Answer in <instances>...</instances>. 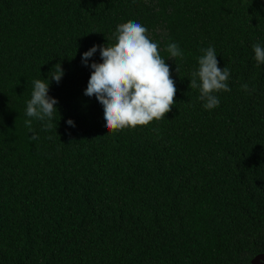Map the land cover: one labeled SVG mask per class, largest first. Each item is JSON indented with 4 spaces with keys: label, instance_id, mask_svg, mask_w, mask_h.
<instances>
[{
    "label": "trees",
    "instance_id": "1",
    "mask_svg": "<svg viewBox=\"0 0 264 264\" xmlns=\"http://www.w3.org/2000/svg\"><path fill=\"white\" fill-rule=\"evenodd\" d=\"M128 21L158 44L176 104L148 126L108 133L103 105L85 90L100 48ZM170 43L182 57L169 58ZM257 43L264 0H0V264H252L264 255ZM210 46L230 91L206 110L190 80ZM56 64L60 82L49 76ZM37 79L57 100L51 129L26 115Z\"/></svg>",
    "mask_w": 264,
    "mask_h": 264
},
{
    "label": "clouds",
    "instance_id": "2",
    "mask_svg": "<svg viewBox=\"0 0 264 264\" xmlns=\"http://www.w3.org/2000/svg\"><path fill=\"white\" fill-rule=\"evenodd\" d=\"M147 32L148 29L138 22L120 24L115 33L117 42L100 48L103 62L91 64L94 71L85 95L95 96L103 105L108 133L148 126L154 120L164 119L176 104L177 89L171 78L170 67L161 57L158 44L149 39ZM98 47L93 46L83 54L85 65ZM252 47L257 64H264V47L259 43ZM166 51L169 58L183 56L176 43L168 44ZM201 51L204 54L198 58L199 67L192 74L190 88L199 89L203 107L212 110L219 106L216 93L230 91L227 84L230 73L227 67L223 70L218 67L213 47ZM63 75L60 64H56L49 73L50 78L56 82H60ZM242 88L247 91L248 85L244 84ZM48 92L49 82L46 83L44 79L34 80L31 99L26 107L28 117L48 121L45 129L53 127L52 120L57 110V100L50 98ZM68 124L73 125V121L69 120ZM25 126L31 129L32 120H26ZM32 139L37 137L33 135Z\"/></svg>",
    "mask_w": 264,
    "mask_h": 264
},
{
    "label": "water",
    "instance_id": "3",
    "mask_svg": "<svg viewBox=\"0 0 264 264\" xmlns=\"http://www.w3.org/2000/svg\"><path fill=\"white\" fill-rule=\"evenodd\" d=\"M263 261H264V255H259L252 261V264H264Z\"/></svg>",
    "mask_w": 264,
    "mask_h": 264
},
{
    "label": "built area",
    "instance_id": "4",
    "mask_svg": "<svg viewBox=\"0 0 264 264\" xmlns=\"http://www.w3.org/2000/svg\"><path fill=\"white\" fill-rule=\"evenodd\" d=\"M262 262V261H261ZM264 262V261H263Z\"/></svg>",
    "mask_w": 264,
    "mask_h": 264
}]
</instances>
